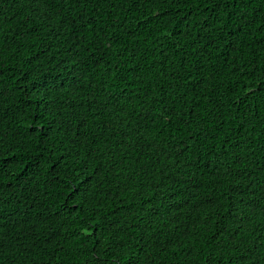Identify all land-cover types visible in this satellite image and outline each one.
I'll return each instance as SVG.
<instances>
[{
	"label": "trees",
	"instance_id": "1",
	"mask_svg": "<svg viewBox=\"0 0 264 264\" xmlns=\"http://www.w3.org/2000/svg\"><path fill=\"white\" fill-rule=\"evenodd\" d=\"M264 0H0V264H264Z\"/></svg>",
	"mask_w": 264,
	"mask_h": 264
},
{
	"label": "snow or ice",
	"instance_id": "2",
	"mask_svg": "<svg viewBox=\"0 0 264 264\" xmlns=\"http://www.w3.org/2000/svg\"><path fill=\"white\" fill-rule=\"evenodd\" d=\"M261 244L264 245V241H261Z\"/></svg>",
	"mask_w": 264,
	"mask_h": 264
}]
</instances>
